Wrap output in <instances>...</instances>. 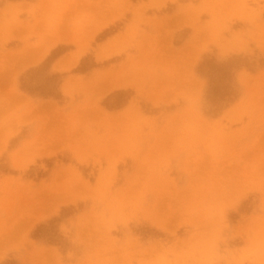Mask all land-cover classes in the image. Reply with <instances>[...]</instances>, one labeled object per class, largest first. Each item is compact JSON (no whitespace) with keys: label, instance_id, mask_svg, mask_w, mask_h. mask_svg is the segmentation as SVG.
Returning a JSON list of instances; mask_svg holds the SVG:
<instances>
[{"label":"rangeland","instance_id":"obj_1","mask_svg":"<svg viewBox=\"0 0 264 264\" xmlns=\"http://www.w3.org/2000/svg\"><path fill=\"white\" fill-rule=\"evenodd\" d=\"M53 1L57 69L100 67L53 77L33 140L0 88V264H264V0Z\"/></svg>","mask_w":264,"mask_h":264},{"label":"crops","instance_id":"obj_2","mask_svg":"<svg viewBox=\"0 0 264 264\" xmlns=\"http://www.w3.org/2000/svg\"><path fill=\"white\" fill-rule=\"evenodd\" d=\"M12 6H15V8L22 7L23 9L22 18L24 21V34L21 39L10 36L6 38L7 41L0 42V45H2V48H0V88L10 89L11 94L16 93L18 96L19 94H23L24 99L28 101V104L25 105V111L18 116H26L27 121L21 123V126L24 130H27L26 135L29 140H33L42 136V117L41 115L32 117V107L38 106L40 108L43 104V100L48 97H53L51 95L52 92H50L54 87V83L52 82L53 77L58 75L59 72L62 73L66 71L78 73L94 72L98 70L100 66L91 65L90 67L82 68V61L87 55L86 52L79 61L70 68L66 70L57 69L56 61L62 55L69 54L76 49L71 39L55 42L36 63L28 62L31 51L39 53L43 45L50 43L55 37L53 32L58 31L57 26L55 27L51 24L43 25L41 20L56 19L59 12L55 10L57 5L53 0H0L1 24L3 22L2 19L8 16L6 13L8 12L7 9ZM30 21L36 22V25L37 21H39L38 23L40 26L38 27V32H33L34 29H37L36 26L31 27L26 25L27 22ZM61 30L64 31L63 28L59 27V31ZM68 37L70 36L68 35ZM109 37V35L105 36L103 41H106ZM0 40L2 41L4 39ZM250 45L251 44H248L249 47H251ZM257 46L253 44L252 48L256 49L258 48ZM261 47L264 49V46ZM259 48L257 50L261 49ZM102 68L105 69V66ZM258 69L259 71L264 69V63ZM254 71L256 72L257 70L255 69ZM61 75L62 81L60 83L61 85L58 86V90H60V86L63 85V82L70 78L69 74ZM106 97L107 96H104L103 100H105ZM0 104H7V102L5 100H0ZM14 123L15 120H12L4 127L3 135L9 132V128L13 127ZM15 134H19V132H15Z\"/></svg>","mask_w":264,"mask_h":264},{"label":"bare ground","instance_id":"obj_3","mask_svg":"<svg viewBox=\"0 0 264 264\" xmlns=\"http://www.w3.org/2000/svg\"><path fill=\"white\" fill-rule=\"evenodd\" d=\"M57 40L59 39V41H61L60 40V38H56ZM55 38H53L51 41H55L56 40ZM111 40H108V43L110 42ZM114 42V41H113ZM112 42V43H113ZM51 44H54V43H47V44H45V45H43V47L40 49V51H39V53H36L35 51H31V54H30V56H29V60H28V62H34V63H36V61H38L39 59H41V57H42V54L43 53H45V52H47L46 51V48H47V50L49 49L47 46H49V45H51ZM106 45V44H105ZM103 46V47H105V49H106V46ZM52 46V45H51ZM50 47V46H49ZM110 47H112V46H110ZM36 54V55H35ZM78 55H79V52H75V53H70V54H64L63 56H61L57 61H56V64H57V67H59L60 69L61 68H66L67 66H69V65H71V63L76 59V58H79L78 57ZM26 64V63H25ZM28 65V64H27ZM139 65V64H138ZM56 67V68H57ZM124 71V70H123ZM127 73V72H126ZM128 74V73H127ZM123 82V81H122ZM121 82V83H122ZM120 83V80L119 81H116V82H114V83H112L114 86H119L118 84H121ZM110 84H111V82L110 81H105V85H104V88H106V87H108V86H110ZM111 84V85H112ZM112 85V86H113ZM126 85V84H125ZM125 85H123V86H125ZM63 90L67 87L66 86V83H64L63 85ZM122 86V85H121ZM118 88V87H117ZM116 88V89H117ZM68 89V88H67ZM18 153H19V150H18ZM17 154V153H16ZM65 197L66 196H63V195H60L58 198H61V199H65ZM159 217V216H158ZM157 223H160L159 222V220H158V222Z\"/></svg>","mask_w":264,"mask_h":264}]
</instances>
